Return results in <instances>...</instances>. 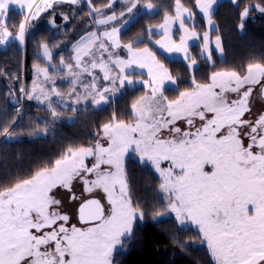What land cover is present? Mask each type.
<instances>
[{
  "label": "snow or ice",
  "instance_id": "1",
  "mask_svg": "<svg viewBox=\"0 0 264 264\" xmlns=\"http://www.w3.org/2000/svg\"><path fill=\"white\" fill-rule=\"evenodd\" d=\"M55 2L43 0L37 6L36 0H0V45L8 44L10 38L23 44L30 21ZM59 2L77 4L79 0ZM114 2L110 0L107 6ZM88 3L91 5V0ZM124 3L128 5L127 13L134 15L141 0ZM195 3L207 18L209 29L217 33L215 47L222 54L219 27L213 20L217 0ZM13 5L25 10L15 34L7 23ZM145 7L152 10L154 5L146 3ZM253 9L264 13V0L242 9L238 25L241 31ZM174 10V15L165 14L159 26L164 40L156 43L169 52H184L187 58V41L200 39L186 26L185 17L192 20L194 13L181 0H174ZM93 13L98 26L117 19L115 13L105 15L96 8L89 15ZM124 15L121 11L120 16ZM177 22L183 32L179 43L171 37L172 26ZM127 23V19L123 20L121 27ZM148 31L151 34V28ZM102 36L103 40L96 32H88L81 37L72 46L74 63H66L61 56L59 67L51 64L48 44H42L50 66L71 78L69 96L75 93L73 103L89 98L95 106L108 103L106 94L114 93L117 86L123 88L125 83L135 85L134 77L143 76L134 69L126 72L133 65L147 69L150 94L141 95L131 104V122L113 113L109 122L102 125L103 135L97 134L95 144L68 145L53 162L36 168L26 178L17 176L10 185L0 184V264H114V254H122L135 239L134 229L140 227V222L147 216L156 221L167 213H174L180 225L196 226L201 243H206L215 264H264V113L255 121L244 119L252 110L250 103L256 85H260L259 94L264 98V63H248L244 74L235 70L213 71L210 83L201 84L193 79V89L169 99L164 95V83L175 81L153 52L139 47L143 41H136L135 46L133 42L121 45L120 27L116 26L111 31L104 30ZM209 38L205 32L203 47L210 60ZM121 47L127 51V59L111 50ZM192 63H196L194 58ZM110 65L117 69L115 74ZM97 68L102 77L95 73ZM37 72L45 80L53 79L48 68L37 66ZM85 74L91 78L87 83L81 79ZM100 79L110 85L98 86ZM142 83L148 86V81ZM77 86L83 95L76 92ZM36 92L34 86L28 99L47 101L55 124L63 114L57 111L64 107L61 92L54 85L50 90L40 87L39 95ZM228 93L235 94L234 98ZM52 95L60 100L53 101ZM196 119L201 122L198 126ZM179 120L189 130L182 131L176 123ZM43 123L46 133L49 124ZM17 135L15 130L9 132L7 126L0 131V136L9 140ZM130 153L140 162L150 163L159 173V192L164 194L162 209L148 213L140 201L134 200L125 166ZM89 157L94 159L91 167L85 163ZM165 162L167 165L162 167ZM102 165L108 169L101 170ZM93 174L94 179L89 180L87 177ZM77 177L83 180L86 191L101 189L107 198V213L98 199L82 203L78 219L85 227L68 226L70 217L59 211L61 202L52 194L57 188L71 192ZM70 199H76L75 195ZM173 242L179 243L175 239Z\"/></svg>",
  "mask_w": 264,
  "mask_h": 264
},
{
  "label": "trees",
  "instance_id": "2",
  "mask_svg": "<svg viewBox=\"0 0 264 264\" xmlns=\"http://www.w3.org/2000/svg\"><path fill=\"white\" fill-rule=\"evenodd\" d=\"M261 2L262 0H237V3H233L224 0L217 4L213 20L219 27L218 34L221 36L224 58L218 60L213 56V62L208 63L195 56L198 65L193 71L189 70L183 61L165 58L155 50L148 39L149 27L161 24L165 14H175L174 0H141L139 5L152 3L158 8L157 11L152 15L141 13L120 33V41L122 44L133 42L134 46L136 41H143L139 47H149L155 53L176 81L175 88L164 90V95L174 99L179 92L194 88L193 79L197 83L206 84L210 83L213 71L235 70L244 74L248 63H264V13L251 10L249 17L244 21V29L241 31L238 27L242 9ZM181 3L198 17L195 0H181ZM108 4L109 0H91V5L82 4V14L88 15L91 8L104 11L105 15L120 13L118 7L122 4L123 11L127 5L120 2L118 7L108 9ZM58 13L61 11L53 10L39 22L30 25L25 49L13 42L6 49L0 50V131L7 126L9 132L15 130L18 133L10 140L0 136V184L10 185L17 176L26 178L36 168L53 162L68 145L95 144L97 134L102 132V125L109 122L113 113L118 118L131 122V104L145 93L143 87L127 89L120 97L101 108L91 109L88 106L79 110L77 119L71 123L57 120L53 124L47 108L31 103L28 99L24 103L22 114H17L19 107H12L9 98L13 93L20 97L22 86L28 88L33 78V67L45 66L38 55L40 45L46 43L50 48H55L59 44L68 46L69 41L73 39L70 30L79 14L74 16L69 14L68 21L54 27L49 24V20L53 16L59 18ZM22 18L23 14L9 12L7 23L9 30L14 34ZM193 26H190L193 30L204 32V24ZM210 34L215 36L217 33L211 31ZM198 48V45H194L190 50L196 52ZM70 54V49H65L59 54L54 53L53 62L57 63L61 56L66 62H70ZM43 121H48L49 127L41 136L39 132H45ZM125 166L129 173L134 200L140 201L141 207L148 213L156 208L162 209L164 194L159 192L160 179L156 174L149 166L131 156L126 159ZM134 231L135 239L128 244L122 254L114 255V264H210L207 251L197 245L200 241L197 231L179 227L172 215L158 222L147 216ZM174 239L179 243H174ZM181 244L184 247H181Z\"/></svg>",
  "mask_w": 264,
  "mask_h": 264
},
{
  "label": "rangeland",
  "instance_id": "3",
  "mask_svg": "<svg viewBox=\"0 0 264 264\" xmlns=\"http://www.w3.org/2000/svg\"><path fill=\"white\" fill-rule=\"evenodd\" d=\"M222 1H224V0H217V4L222 2ZM230 1H233V0H230ZM109 2H110V0H109ZM120 2H124V0H115V2L111 4V7H108V9H114V8L118 7L117 5ZM82 4H87L88 5L89 4L88 0H79V3H77V4H70V3L69 4H67V3H57L56 4V10H61L62 11V13H59L60 16H58L59 18L61 17L60 20H59V18H57L60 21V24H63L66 21L69 20V14L74 16V15H76L78 13L79 14V18H77V21L74 24V26L71 27L70 31H71V36L73 35V39L71 41H69V45L68 46H63L62 44H59L55 48H50L49 47L50 51L52 52V55L54 53H58L59 54L65 49H70L71 54H70V58L69 59H70V62H73V63H74V61L71 59L73 57V53H74V52H72V46L75 45L78 41H80L81 37L86 36L88 32H96L98 35L101 36V40H103L104 38L102 36V32L104 30L111 31V28L113 26H116V27H120V33H121L131 22L136 20L137 17L141 13L152 15L158 9L154 5V8L152 10H148L145 7V4H141V5L138 4L137 5V9L134 10L135 14L133 15L131 13H127L128 5H126L125 9L123 10L124 13H125L124 16H120V13L113 12L117 16V19L115 21H112L111 22L112 24L109 23L111 25L106 27L104 30L95 31L93 29L92 14L91 15H89V14L87 15L85 13L82 14ZM216 5H214V8L216 7ZM123 7L124 6L121 4V7H118V9H119L118 12H121ZM196 10H197L198 17L194 16L192 20H188L187 17H185L186 26L190 30H193L190 26L202 23V24H204L205 29H204L203 33H199L196 30H194L197 33V36L200 37V39H189L187 41V58H186L184 52H169V51H166L165 49L161 48L159 46V44L156 43L157 40H161V41L164 40V37L162 35V29L159 27L161 24H163L164 19L161 22V24L149 27V28H151V34L148 31V35H149L148 39L150 40L151 45L155 48V50L158 53H160L161 55H163L165 58H167L169 60H180V61H183L186 64L187 68L189 70H191V71H193V69H195L197 67V65H198V61H197V59H195V56L198 57L201 60H204L205 62H208V63H212L213 62V60H214L213 56H215L218 60H222L224 58V52L221 54L219 52V50H217L216 47H215V36H212L210 34V32L212 30L209 29V26L207 24V18L203 15V13H201L199 11L198 7H196ZM91 11H92V8H91ZM113 13H110V14L112 15ZM65 16H67V18H68L67 20L64 19ZM125 19L128 20V23L121 27V23ZM73 20H74V18H73ZM199 20H201L202 22H200ZM109 24H107V25H109ZM205 32H208L209 37H210L209 38V45H208L209 46V50L211 51V59L210 60L206 58L207 57V53L205 52L204 47H203L204 42H203L202 38H203V35H204ZM150 35H158V37L154 38V37H151ZM181 35H183V32H182V30H180L179 23L177 22L176 24H174L172 26L171 37H172V39L174 41H176V43H179V38H180ZM121 45H123L122 42H121ZM194 45H198L199 48H198V50H196V52L194 50H192V52H191L190 47L194 46ZM147 48L151 52H153L149 47H147ZM111 50L113 51L114 55H119L120 58H122V59H127L128 58V53L123 47H121L119 49L112 48ZM38 55L42 59V62H44V64H45L44 67H41V66H39V67L40 68H48L49 75L53 79L45 80L43 74L37 72V66L33 67V69H32L33 78H31V81H30V83L28 85L27 93H26L27 94V99H28V95L32 94V90H33L34 86H37V92H36L35 95H39V88L40 87H43L45 90H50L53 87V85H54L57 88V90H59L61 92V94L63 96V100L61 101V103L64 104V107H62V108L58 107L57 108L58 112H62L63 113L58 118V120H62V121L69 122V123H71V122H73V121H75L77 119L76 116H77V112L79 110H82V109H84V108H86L88 106L91 109H98V108H101L102 106H104L105 104H107V103H103L100 106H95L92 103L90 98L87 101H81V103H79V104L73 103V100L75 98V93H71V98L69 96V93L71 92V85H70L69 81H70L71 78L67 75L66 72L57 73L50 66L49 61L47 60V58L43 54L42 45H40V47H39ZM104 55H105V59H107V53H105ZM193 58L196 61L195 64L192 63V59ZM157 60H159V59L157 58ZM65 62H66V60H65ZM66 63H68V62H66ZM160 63H161V61H160ZM51 64H54L57 67H59L60 60L57 63H54L53 62V58H52ZM110 67H113V74H115L117 69H115V67L112 66V65H110ZM133 69L137 73H143L144 76H142V77H134V79H136V81H137L135 83V85H128L127 83H125V86L123 88H119V86H117V90L114 93L106 94L109 97L108 102H110L112 100H115L118 97H120V95L125 90L131 89V88H135V87H143L145 89L144 95L150 94L151 80H150L149 76L147 75V69L146 68L141 69V68H138L135 65H133L132 68L126 69V72H131V71H133ZM94 71H95V73L98 76L102 77L103 73L100 71L99 68L95 69ZM81 79H82L83 82L87 83V82L90 81L91 78L88 77L85 74L84 76L81 77ZM172 79L175 81V79L173 77H172ZM142 81H148V86H146L144 83H142ZM262 83H264V81H262ZM99 85L109 86L110 82L109 81H105L103 79H100L98 81V86ZM175 87H176V81H175V84H173L172 81H168V80H166L165 83H164V90L168 89V88H175ZM217 91H219V90L217 89ZM76 92H79L81 95H83V90L79 86H77ZM259 93H260V85H256L255 88H254V91H253V94H252V98H251V103H250V107H251L252 110H251V112L245 114L244 119H249V120L255 121L260 114L264 113V99H262V97L260 96ZM22 95L25 96V93L22 92ZM227 95L230 98H234L235 94L228 93ZM51 98H52L53 101L60 100V98L56 97L55 95H52ZM28 101L31 102V103H37V105L47 108V101H44L43 103H41L39 100H37L35 98L28 99ZM72 108H76V109H78V111L73 112V111H71ZM176 123H177V126L181 127L182 131L189 130L187 125L185 124V122L183 120H179ZM195 123L198 126L201 122L198 119H196ZM42 132H39V134L41 136H43V134L45 133L44 131H42ZM164 134L166 135V133H164ZM102 135H103V133L101 132L100 136H102ZM101 143H104V141L101 140ZM129 156L133 157L136 161H139L138 157L133 156L131 153L129 154ZM93 162H94V159L92 157H89V158H87L85 160V163L89 167H91ZM140 163L149 166V168L160 179L159 173H157L155 171L154 167L150 163H143V162H140ZM166 165H167V162L162 164V167H164ZM106 169H108L107 165H102L101 166V170H106ZM206 170H207V166H206ZM82 175H84V174L82 173ZM87 178L89 180L94 179V174L88 176ZM52 194L56 197V199H58L61 202L60 205L58 206L59 211L61 213L67 214L70 217V220L68 222V226H71V225L75 224L77 227H85V225H83L78 219V209L82 205V203H84V202H86V201H88L90 199H98L101 202V204L105 206L106 213H107L108 205H107L106 194L101 189H93L91 192L86 191V186H85V184L83 183V180L80 177H77L72 182V191L71 192H69L67 189H64V188H57V189H54ZM73 194L76 197V199H74V200L70 199V197ZM170 215H172V217L175 219V214L174 213H167V214H165L164 217H161L159 220H156V221L158 222V221L163 220L164 218L166 219ZM152 221H154V220H152ZM142 223L143 222H140V224H142ZM177 223H178L179 227H181V228H192L195 231H197V233H198V229L196 228L195 225H191V224L180 225L178 221H177ZM46 231H47V229H46ZM198 244H199V246L204 247V249L207 251V253H208L207 257H208L209 263L210 264H215V261L213 260L209 250L207 249L206 243H201V240H200L197 243V245Z\"/></svg>",
  "mask_w": 264,
  "mask_h": 264
},
{
  "label": "crops",
  "instance_id": "4",
  "mask_svg": "<svg viewBox=\"0 0 264 264\" xmlns=\"http://www.w3.org/2000/svg\"><path fill=\"white\" fill-rule=\"evenodd\" d=\"M42 3H43V0H36V5L37 6H41L42 5ZM57 3H60L59 2V0H56V2L55 3H53V6L51 7V8H47L46 10H44V11H42L41 13H40V15L38 16V18L37 19H35V20H32L31 22H30V25L31 24H35V23H37V22H39L47 13H49V12H51V11H53V10H56V4ZM67 4H69V3H67ZM217 6V5H216ZM10 11H14V12H16V13H19V14H25V10H21V9H19L18 7H16L15 5H13V6H11L10 7ZM9 11V12H10ZM33 12H35L36 11V7H33V10H32ZM58 11H61V10H58ZM100 12H102V13H104V11H100ZM61 13H62V11H61ZM59 14V13H58ZM109 15H111V14H109ZM58 16H60V15H58ZM61 18V17H60ZM60 18H59V20H60ZM92 18H93V29L95 30V31H98V30H100V31H102V30H104L106 27H108V26H110L111 24H109V25H102V26H98L97 24H96V22H95V13H93L92 14ZM57 18H54V16H53V18H51L50 20H49V24H51L52 26H54V27H57V26H59L60 25V21H59ZM13 42H15L19 47H22V45L24 44V42H25V40H24V42H23V44H21L18 40H15V39H11L10 38V42L8 43V44H6V45H0V50H4V49H6L11 43H13ZM72 52H73V50H72ZM74 55H75V53H73V57H74Z\"/></svg>",
  "mask_w": 264,
  "mask_h": 264
},
{
  "label": "water",
  "instance_id": "5",
  "mask_svg": "<svg viewBox=\"0 0 264 264\" xmlns=\"http://www.w3.org/2000/svg\"><path fill=\"white\" fill-rule=\"evenodd\" d=\"M9 104L11 106H13V107L19 106V100H18L17 96L14 93H13L12 97L9 99Z\"/></svg>",
  "mask_w": 264,
  "mask_h": 264
}]
</instances>
